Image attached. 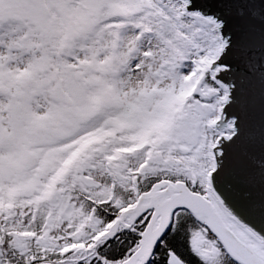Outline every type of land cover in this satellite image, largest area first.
Here are the masks:
<instances>
[{
    "label": "snow or ice",
    "instance_id": "1",
    "mask_svg": "<svg viewBox=\"0 0 264 264\" xmlns=\"http://www.w3.org/2000/svg\"><path fill=\"white\" fill-rule=\"evenodd\" d=\"M0 264H264V0H0Z\"/></svg>",
    "mask_w": 264,
    "mask_h": 264
}]
</instances>
